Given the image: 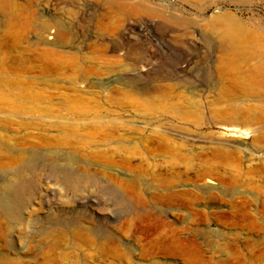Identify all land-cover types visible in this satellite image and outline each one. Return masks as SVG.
I'll return each instance as SVG.
<instances>
[{
  "label": "rangeland",
  "instance_id": "rangeland-1",
  "mask_svg": "<svg viewBox=\"0 0 264 264\" xmlns=\"http://www.w3.org/2000/svg\"><path fill=\"white\" fill-rule=\"evenodd\" d=\"M0 264H264V0H0Z\"/></svg>",
  "mask_w": 264,
  "mask_h": 264
},
{
  "label": "bare ground",
  "instance_id": "bare-ground-1",
  "mask_svg": "<svg viewBox=\"0 0 264 264\" xmlns=\"http://www.w3.org/2000/svg\"><path fill=\"white\" fill-rule=\"evenodd\" d=\"M150 49H148V55L149 56H153V53L151 52V50L149 51ZM234 52H235V48H231V51H230V53H232V54H234ZM146 69H147V67H146ZM144 69H141V71H143ZM235 122V120H232L231 121V123L233 124Z\"/></svg>",
  "mask_w": 264,
  "mask_h": 264
}]
</instances>
